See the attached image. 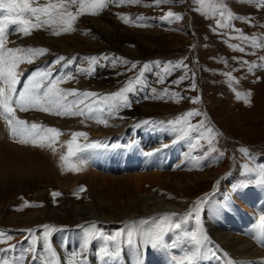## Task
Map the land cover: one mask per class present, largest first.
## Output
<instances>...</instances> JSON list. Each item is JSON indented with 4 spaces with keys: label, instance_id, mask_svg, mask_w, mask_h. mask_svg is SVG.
Masks as SVG:
<instances>
[{
    "label": "snow or ice",
    "instance_id": "1",
    "mask_svg": "<svg viewBox=\"0 0 264 264\" xmlns=\"http://www.w3.org/2000/svg\"><path fill=\"white\" fill-rule=\"evenodd\" d=\"M247 4L264 10V0H244ZM176 3H188L189 7L196 5L195 11L203 16L214 20L211 30L223 37V42L233 51H239L246 55L257 56L254 61L244 60L241 57L231 59L239 65V69L245 70L244 77H236V68L228 67L221 71L225 83L234 93L237 100L249 103L250 92L238 90L240 79L247 78V75L254 74L258 70H264V56L258 52L264 49V35L245 34L242 29L235 28L234 21L240 20L245 23H252L251 14L244 16L233 13L225 0H0V116L3 117L13 134L20 139L40 141L41 145L51 147L56 151L54 144L57 137L62 133L54 127H43L38 123H27L25 120L16 117V110L26 112L34 109L40 112L49 113L62 117H83L84 120H96L107 126V116L115 115L120 109L130 108L131 101L129 94L139 90V87H147L146 74L156 77L157 84H168L162 90L152 88L153 98H168L175 102L181 99H189L192 103H199V97H185L180 92L171 90V86H179L185 80H190V89L196 90V71L190 68L185 62L187 57L178 60H153L144 62L139 66L136 75L128 79L117 91L109 94H98L92 91H80L76 89H64L61 84L75 79L69 73L63 76L54 75L55 66H44L37 68L27 77L21 90L17 91V85L21 83L20 77L23 70L21 64H32L36 59L48 53V49L34 46L8 47L9 36L13 33L22 36H30L34 30L50 29L52 35H61L75 31L76 20L84 14L97 15L109 6H143L149 8H163L165 5ZM75 9V11H73ZM118 18L126 25L134 27H149V18L143 15L132 17L128 14H117ZM161 22L173 23L184 19L183 13H177L169 9L159 17ZM12 31H10V27ZM230 40L239 41L230 43ZM195 48V45L191 46ZM101 60H109L113 64L130 65L128 71L136 70L139 62H130L124 57H90L88 66L78 68L77 71L86 75L94 73ZM219 61L226 66L229 61L222 57ZM65 57H58L55 64H61ZM181 72L176 79L170 80L176 72ZM204 118L192 123L195 117ZM83 122V121H82ZM145 125L155 124L153 121L145 120ZM161 127L175 134L174 143L187 142L191 150L187 155L190 161L199 165L202 160L211 154L217 153L215 141L221 134L207 120V114L199 110L186 111L167 122H160ZM87 141V133L76 131L71 133V139L66 142L67 151L61 155L60 167L62 171L78 172L86 166L83 153L88 150L108 148L109 145L97 142H78V138ZM47 141V144L43 142ZM112 148L121 147L119 144H112ZM239 151L250 158V162L240 165V178L230 183V195H226L222 201L211 204L210 211L215 215L227 213L232 210L234 202L233 195L243 194L245 189L257 186L264 190V162H258L255 155H252L247 147H241ZM200 152L201 155H193ZM152 155L153 153H146ZM223 153L218 154L222 158ZM229 179L228 176L217 180V187L221 180ZM86 189L80 187L75 192H82ZM53 199L60 196L59 192L51 193ZM210 196L205 195L197 199L185 213L163 212L149 216L147 219H136L128 222L125 228L114 234H107L98 226L97 222L90 221L80 226L83 231L79 251L73 252L67 264H84L85 257L93 242H99L98 256L103 260L118 261L123 245H127L134 257V264H144L145 251L151 249H180V255L170 257L172 264H200L202 260H216L218 264H264L261 260H237L230 257V254L213 244L205 230L202 221V212L205 205H208ZM24 206L40 207L39 204H31L27 201ZM18 208L17 210H22ZM191 222H194L191 223ZM26 233L25 240L28 246L21 247L19 244H11L8 247L0 248V264H61V256L53 247L50 236L57 231L53 225L44 224L36 228L21 229ZM39 232V235L37 233ZM13 238L12 234L0 230V244H7ZM254 241L264 247V209L259 213L254 224ZM23 241L21 242V244ZM19 248V255H13Z\"/></svg>",
    "mask_w": 264,
    "mask_h": 264
},
{
    "label": "bare ground",
    "instance_id": "2",
    "mask_svg": "<svg viewBox=\"0 0 264 264\" xmlns=\"http://www.w3.org/2000/svg\"><path fill=\"white\" fill-rule=\"evenodd\" d=\"M85 20L89 21L95 27V30L101 26L97 24L94 18L86 17ZM188 27L191 28L189 24ZM9 40L14 43H9L8 47L32 46L31 44L35 45L37 42L40 45L41 43L48 45L54 50V52L48 51L47 54L39 57L32 64H21L20 69L22 70L28 67V69L32 68L35 70L44 66L51 67L54 65L56 69L54 75L60 76L61 70L66 68L67 63L55 64L58 58L57 54L61 53L65 56H70L69 53H72L76 55H73L74 58H70L68 61L71 64L69 68L72 70L69 74L73 75L78 80V83L84 79V76H87L78 72L77 69L87 67V57L89 55L75 53V51H81L83 47L90 44V39L85 37L83 32L79 36L74 37L48 38V35L47 37L41 36V34L37 36L34 30L27 37L13 33L9 36ZM67 43L70 44L68 45ZM194 62L195 80L199 84L200 75L196 58ZM107 69L108 67L105 65L99 66L96 72L97 76L104 77L107 75ZM27 74L28 71L21 78L20 84L23 85L26 81ZM120 112L121 110L114 116H110L111 120L108 121L110 122L108 124L110 128L108 131H110V134H114V136L110 135V137L120 139L121 135L119 136L117 133L121 130L117 128V123H121L125 131V139L123 141L129 144L131 148H127L126 152H123L121 148L115 149L112 147L88 150L83 153L86 166L78 172L62 171L60 167L59 158L66 153V142L71 139L69 133L81 131L82 129H84L83 132H86L87 128L92 127L94 132L93 134L92 131L90 132L96 137V142L99 141L108 145L106 138L108 136L104 127H95L92 123H89L90 121L84 120L83 117H62L34 109L26 112H21L17 109L15 114L18 119L25 120L29 124L35 122L43 127H54L61 131L62 134L57 137L54 144L56 149L54 151L51 147L41 145L40 141L33 143L29 140L17 138L9 128L7 121L5 123L3 117L0 116V177L4 179L15 176L31 177L33 180H42L44 178V182L49 179V181H53L58 186L59 193H61L59 196L60 200H57L58 203L55 205L53 204L54 201L44 202L42 207H36L24 214L15 213L7 208L4 210L0 209V217L4 218L5 221H3L13 226L17 232L21 229L36 228L45 223H52L56 226L61 224L63 219L69 217L71 220L70 224L64 228L56 226L57 231H54L50 236L53 247L61 256V264H67L69 256L73 252L79 251L83 237V231L80 226L94 221L97 222L99 227L115 233L124 229L128 222L136 219H147L149 216L163 212L185 213L197 200L189 197L192 185L205 177H211L212 173L210 170L204 173L197 172L195 177H192L195 173L196 165L188 158L187 154L191 150L188 147L186 151H181L182 143H174L176 138L174 133L165 129L160 133L153 131L145 133L144 128L141 130L135 129L126 124L127 121L124 122V120L118 118L121 115ZM225 135L228 136L226 133ZM117 141L119 142V140H116V142L111 144H119ZM78 142L83 144L86 141L81 137L78 138ZM43 143L47 144V141ZM141 149L144 150L143 156L140 153ZM146 153L153 154L147 155ZM119 154L125 156L120 157L118 156ZM158 159H168V162L171 159H176V166L178 167H174V169L164 168L166 170L156 169L159 165H167L166 161H162L163 164L162 162L154 163ZM235 162L236 160L233 156V165L230 167L229 172H235ZM132 166V171L117 176L113 173L107 172L108 174H106L102 172L109 171L110 168L116 171L122 167L124 169L128 167L127 170H130ZM99 168L102 171H99ZM227 173L218 172L214 175L219 180L221 177H225ZM81 186L85 189L88 188V193L86 190L83 195L80 192H75ZM224 186L226 189L229 188L224 180H221L218 187L217 184L215 185L209 195V204L205 205V209L202 212V221L206 232L213 244L228 252L231 258L237 260L264 259V247H261L252 238L254 235V224L258 219L259 213L264 209V190L261 188L248 190L245 192V196L242 195L239 198L240 205H234L232 210L227 213L214 216L210 211V206L212 203L217 202V199L219 201L223 200V198L219 197V192ZM222 193L224 195V192ZM252 216H255V221L251 223V226L249 219ZM24 234L26 235V233ZM37 235H39V232ZM60 239L62 240L61 244L58 243ZM98 248L99 242H93L85 257L84 264H134V257L127 245H123L118 261L102 260L97 254ZM180 254V249L149 248L145 251L144 264H172L170 257ZM204 262L218 264L214 259L210 261L207 259L202 260L200 264Z\"/></svg>",
    "mask_w": 264,
    "mask_h": 264
},
{
    "label": "rangeland",
    "instance_id": "3",
    "mask_svg": "<svg viewBox=\"0 0 264 264\" xmlns=\"http://www.w3.org/2000/svg\"><path fill=\"white\" fill-rule=\"evenodd\" d=\"M39 2L44 3L45 0H39ZM225 3L233 13L244 16L251 14L253 17L251 24L240 20L234 21L235 28L242 29L245 34L249 35H264V10H257V8L247 4L244 0H225ZM195 7L196 5L189 7L188 3L165 5L162 9L143 6H109L97 15H81L75 22V31L58 36L52 35L51 30L47 28L35 31L37 36L41 34V36L47 37L48 35V38L74 37L79 36L80 33L83 32L85 37L90 39V44L83 47L81 51H75V53H83L86 54V56L89 55L87 57L88 59L93 56H108L110 58L115 56L124 57L130 62H139L136 70L128 71L127 69L130 65L120 63L113 64L109 60H101L93 74L84 76V79H82L83 81H79L83 84L78 83V80L75 78L61 84V87L64 89L92 91L101 95L109 94L117 91L128 79L134 77L139 71V66L144 62L157 59L175 61L182 57H187L185 62L190 68L195 70L194 60L196 58L198 61L197 69L200 75L199 84L195 80L197 85L196 90L190 89V80H185L179 86L172 85L171 90L180 92L182 96L185 97H199V103H192L189 99H181L179 102H175L168 98H153L152 88L159 91L169 85L167 83L157 84L154 75L146 74L149 86L139 87L138 91L129 94L131 107L120 109L121 115L118 118L124 120V122L127 121L126 124L135 129L137 128L138 130H141L144 128L145 133L152 131L160 133L163 132L162 130H166L165 127L160 126L161 121L167 122L168 120L174 119L178 115L193 109L206 113L207 120L211 122V125L221 135L217 137L215 141L217 153L211 154L208 158L202 160L199 165L195 164V173L192 175V177H195L197 172L204 173L207 172V170H210L212 173L211 177H205L192 185L189 197L198 199L206 194L210 195L215 188L218 179L214 174L218 172H228L226 176H228L229 179L224 180V182H227L229 188L226 189L224 186L219 192V197L224 199L226 195L231 194L229 191L230 183L235 182L240 178V165L250 162V158L245 157L239 151L241 147H247L250 153L256 156L258 162H264V70H258L254 74L247 75V78L240 79L239 85L237 86L238 90L250 92L251 96L249 97L248 104H245L241 100H237L234 93L225 83L226 78L220 73L228 67L239 69V65L231 59L232 57H241L244 60L254 61L257 59V56L246 55L230 49L227 44L223 42L227 37L217 35L211 30L210 26H214V20L195 11ZM169 9L177 13H183L184 19L173 23L161 22L159 17ZM73 11H75V9H73ZM117 14H128L132 17L143 15L149 18V23L152 26L134 27L126 25L118 18ZM86 17L96 19L97 24L101 25L100 28L95 30V27L92 26L89 21L85 20ZM188 24L191 28L188 27ZM12 28H14V26H11L10 31H12ZM229 42L238 43L239 41L230 40ZM38 44L39 43L36 42L35 45H31L34 47H43L48 49L49 52H54L50 46H46L42 43L38 46ZM67 44L69 45L70 43ZM193 45H195V48L191 47ZM69 55L70 56H65L61 53L57 54L58 57H65V63H67L66 68L61 70L60 76L72 71L69 68L71 64L68 63V61L70 58H74L73 55L76 54L69 53ZM258 55L264 56V49H261L258 52ZM220 57L229 61L227 66L219 61ZM101 65L108 67V73L104 77H98L96 73ZM28 68L23 70V75L20 77V80L24 77L25 72L28 71L27 76H29L31 72L34 71L32 68ZM179 75H181V72L178 71L169 79H176ZM234 75L238 78L244 77L245 70L239 69L235 71ZM22 87V84L17 85V91L21 90ZM104 118L107 119V126H105V124L97 123L96 120L88 121H90L89 123H92L95 127H104L108 136L106 138L109 147H111V143L119 140V142L117 141L119 145H121L119 148H121V150L123 149V152H126L127 148L131 147L123 141L125 139L124 126H122L121 123H117V128L121 130L117 134L119 136L121 135V137L120 139H116L115 137L112 138L110 135L114 136V134L112 135L110 134V131H108L110 128V125H108L110 122L108 121H110L111 118L107 116V114L104 115ZM203 118V116L195 117L192 123H196ZM145 120L153 121L155 124L145 125L142 123ZM86 130L89 131L85 132L87 133L88 139L86 142H96V137L92 135L94 132L93 128L90 127ZM81 131L83 132L84 129ZM90 131H92V134ZM222 132H225L228 136L224 135L225 133L223 134ZM69 135L71 137L70 133ZM179 143H182L180 150L183 152L186 151L188 148L187 142L182 141ZM140 153H142L143 156L144 150L141 149ZM219 153H223L222 158H218ZM193 154L201 155L200 152H195ZM105 155H107V153H105ZM118 156L124 157L125 155L119 154ZM233 156L236 160V170L235 172H229L230 167L233 165ZM167 160L168 159H158L157 162H154L158 163L166 161L167 163L165 166L159 165L156 169L166 170L167 168L174 169V167H178L176 166V159H171L169 162ZM153 166L157 167L156 165ZM128 167L125 169L122 167L116 171L113 170V168H110L109 171H102L100 168L98 170L106 174L113 173L117 176L133 170V166L130 170H127ZM7 179L0 177V209L4 210L7 208L15 213L18 212L24 214L36 208L30 206L22 207L25 201L43 206L44 202L54 201L53 204L55 205L60 200L59 196L56 197L55 200L53 199L51 193L59 192V189L58 186L55 185L53 181H49V179V182H44V178H42V180H33L31 177L19 176ZM255 188L259 187L251 186L248 189H245L243 194L233 195L232 199L234 205H240L239 198L242 195L245 196V192L248 190H255ZM84 192L85 191H82L80 193L83 195ZM86 192L88 193V188H86ZM222 192H224V195ZM213 198L215 199V197ZM217 201H219V199H217ZM21 207L22 210L18 211L17 209ZM3 220L4 218L2 219L0 217V230L10 232L13 238L7 244H0V248L8 247L11 244H19L21 247L26 248L28 246V241L24 238L25 234L20 233V231L17 232L13 226L5 223V220ZM70 221L69 217L67 219L65 218L62 220L61 224H57L56 226L64 228L70 224ZM254 221L255 216H252V218L249 219V224L252 226L251 223ZM47 224L53 225L56 228L52 223ZM101 228L107 234H114L106 228ZM22 241L23 243L21 244ZM58 243L61 244L62 240L60 239ZM13 255H19V248ZM203 264L208 263L204 262Z\"/></svg>",
    "mask_w": 264,
    "mask_h": 264
},
{
    "label": "water",
    "instance_id": "4",
    "mask_svg": "<svg viewBox=\"0 0 264 264\" xmlns=\"http://www.w3.org/2000/svg\"><path fill=\"white\" fill-rule=\"evenodd\" d=\"M223 133V132H222ZM224 134V133H223ZM225 135V134H224Z\"/></svg>",
    "mask_w": 264,
    "mask_h": 264
}]
</instances>
